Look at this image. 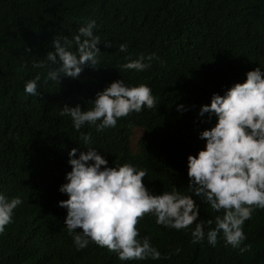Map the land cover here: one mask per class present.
Returning a JSON list of instances; mask_svg holds the SVG:
<instances>
[{
  "label": "trees",
  "instance_id": "16d2710c",
  "mask_svg": "<svg viewBox=\"0 0 264 264\" xmlns=\"http://www.w3.org/2000/svg\"><path fill=\"white\" fill-rule=\"evenodd\" d=\"M88 20L96 21L94 34L101 38L98 63L85 65L77 78L51 80L48 71L59 67V60L46 59L53 39L59 34L72 41ZM69 50H76L74 41ZM150 53L159 59L146 70L121 68ZM257 67L264 68V0H0V193L22 200L0 233V264H264V209L242 225L241 247L250 245L243 253L226 245L222 234L215 246L206 239L194 244V224L177 230L146 214L135 225L137 238L147 236L161 257L122 261L91 241L77 250L64 225L66 209L57 203L68 198L58 188L71 171L72 148L78 155L96 147L109 167L144 169L142 182L154 195L174 187L188 194L187 156L204 147L199 133L216 122L215 115H198L199 108ZM37 77L39 94L33 96L24 86ZM117 79L149 86L156 108L132 112L100 131L88 124L77 130L60 114L64 104L90 109L95 94ZM138 129L134 151L131 137ZM193 199L200 205L193 223L213 222L207 232L223 210Z\"/></svg>",
  "mask_w": 264,
  "mask_h": 264
},
{
  "label": "clouds",
  "instance_id": "9594fccd",
  "mask_svg": "<svg viewBox=\"0 0 264 264\" xmlns=\"http://www.w3.org/2000/svg\"><path fill=\"white\" fill-rule=\"evenodd\" d=\"M95 27V20L86 21L72 41L57 34L52 41L54 51H48L46 59L52 63L59 60V67L48 71V78L59 81L60 74L77 78L85 65L95 67L100 53L97 45L101 43V38L94 34ZM73 41L75 51L69 50ZM104 44L112 46L109 41ZM119 48L126 51L125 44ZM153 59L159 58L150 53L129 60L121 68L146 70ZM245 75L243 82L232 84L223 95L213 93L210 103L199 108L198 115H215L216 122L199 133V138L205 141L204 147L195 156H187L188 194L174 187L170 192L154 195L142 182L144 169L128 163L109 167L96 147H87V151L78 155L77 148L68 151L71 171L65 174L66 182L58 188L68 198L57 203L66 209L64 225L77 250L91 241L114 252L122 261L159 259L160 251L147 236L138 239L135 227L138 218L151 214L157 224L177 230L194 224L191 230L194 244L206 239L215 246L218 234H222L226 245L241 253L248 251L250 245L241 247L246 239L242 225L256 209H264V68H254ZM38 79L27 81L24 91L38 95ZM91 103L93 106L88 110H81L79 104H64L60 114L70 116L77 130L88 124L100 131L114 127L118 118L157 106L149 86H127L121 79L98 91ZM177 109L184 110V106L177 105ZM81 140L87 145L90 136L84 133ZM193 196L216 212L223 210L222 216L215 217V227L207 232L205 225H211L212 220L193 223L200 207ZM21 203L19 196L7 198L0 193V233Z\"/></svg>",
  "mask_w": 264,
  "mask_h": 264
},
{
  "label": "rangeland",
  "instance_id": "374dc122",
  "mask_svg": "<svg viewBox=\"0 0 264 264\" xmlns=\"http://www.w3.org/2000/svg\"><path fill=\"white\" fill-rule=\"evenodd\" d=\"M140 133V129L136 130L134 135L131 137V143H132V146H133V150L135 151V143H136V139L138 137V134Z\"/></svg>",
  "mask_w": 264,
  "mask_h": 264
}]
</instances>
